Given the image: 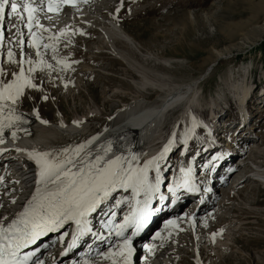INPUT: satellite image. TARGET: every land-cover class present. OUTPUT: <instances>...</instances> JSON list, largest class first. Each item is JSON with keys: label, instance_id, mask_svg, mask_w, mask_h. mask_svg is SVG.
I'll return each instance as SVG.
<instances>
[{"label": "rangeland", "instance_id": "obj_1", "mask_svg": "<svg viewBox=\"0 0 264 264\" xmlns=\"http://www.w3.org/2000/svg\"><path fill=\"white\" fill-rule=\"evenodd\" d=\"M94 2L101 10L105 9L104 16L118 22L131 42L125 43L124 39L123 41L112 39L116 47L113 50L110 49L109 41L104 39L106 35L104 36L96 29L102 28L101 26L92 25L87 29L81 24L76 26L73 33L74 38H78L79 45L62 48L59 51L61 59L56 51L63 45L58 49L55 48V54L57 61L60 59L59 65L80 67L75 71L66 70L57 65L56 68L63 77H58L54 70L52 72L47 70L46 76L38 71V84L35 85V89L24 94L19 101L21 109L40 110L42 116L53 125H61L65 122V124H71L78 120L88 125L85 128L87 133L73 140L67 152H61L62 161L69 157L74 160L79 159L92 141L110 128L111 120L114 118L112 116L122 111L139 91L136 86H140L141 77L162 85H181L201 78L202 97L206 99L209 96L215 98L216 92L228 90L229 87H233L234 91L237 86L241 87L240 85L246 79V71L252 68L255 69V84L264 81V0H103V4H98L100 0ZM63 12L68 13L69 10ZM69 15H65L66 19L63 16V18L59 17V23L64 24V21L70 18ZM99 18L103 23H112L110 19ZM13 24L12 21L11 26ZM5 29L7 31L9 25ZM77 30L80 31L77 32ZM82 30H92V32H88L87 36ZM7 36H10V33ZM71 44L73 42L69 43ZM85 46L88 49L94 46L101 50V53L95 57L97 59L91 58L89 53H97L98 50L86 53ZM16 54L21 57L18 52ZM83 65L96 69V73L92 71V75H87L85 72L88 77L85 75L81 77L79 68H87ZM6 68L3 71V77L7 83L10 81L5 80L8 72L11 79L20 69L14 68L12 72V66L9 64ZM67 77L74 81H69ZM78 77H81L79 83ZM143 93L146 100L152 102L151 106L160 104V98L156 96L155 89L148 88ZM42 95H46L47 101L42 102ZM262 99L264 101V96ZM257 101L258 98H253L255 105ZM198 104L199 102L195 104V107ZM184 111V106L172 110L167 117L166 127L173 126L176 121L181 120ZM220 111V117L230 115L229 120L233 119L234 113L228 112L223 107ZM205 115L210 116L209 112H205ZM110 117H112L110 122L103 121ZM254 122L257 128L253 129L254 136L250 137L256 140L251 142L249 150L246 145L247 150L245 151L244 148L240 156L245 159L250 153L254 154V151L250 150L255 144L261 147V150H256L255 155L259 156L260 161L264 163V107L259 106V109L254 111ZM181 124L183 126H180V130L185 127L182 120ZM168 139L165 140L161 132L158 146L152 147L149 152V158H157L154 164H162V167H159L160 171H164V167L168 166L166 163L163 164L165 159H162L166 155L162 150ZM240 139L241 137L235 138L233 142H238ZM227 143L230 144L231 141ZM83 144L89 145L78 157L75 154L76 149ZM73 146L77 147L72 149ZM171 147L173 149L176 146ZM234 148L238 151L242 150L238 145H234ZM161 153H163L162 157ZM171 155V159L169 157L167 160L173 163L178 154ZM159 156L160 159H158ZM224 167L228 168L226 178L221 177L219 173V177L213 178V186L207 192L210 193V205L214 200L222 199L227 191H230L234 179L239 176L240 170L234 169L232 163ZM219 169L220 167L217 172L220 171ZM224 184L225 187H223ZM218 188H220L219 191ZM205 205H207L206 202L200 208V212L208 208ZM227 206L228 208L226 207L214 217L210 226L203 227L199 230L200 232L192 230L191 226L182 220L180 228L174 234L173 245L177 248L172 251L176 257L177 255L180 257V259L177 258L179 264H197L196 253L198 252L203 264H264V184L244 183L240 186L239 192L231 193ZM225 210L229 212V215ZM185 212L180 211L179 215L182 216L186 214ZM207 212L198 216L203 217ZM189 213L187 211L188 215ZM221 213L226 214V217H219ZM193 216L196 217V215ZM229 216L241 221L238 231L230 237L226 232L227 226L232 224V228L235 229L239 222L229 220ZM218 224H221L222 228L219 227L217 230ZM215 232L222 233L214 234ZM220 236H223V239ZM202 242L204 243L201 244ZM201 245H205V248ZM46 256L47 254L44 255Z\"/></svg>", "mask_w": 264, "mask_h": 264}, {"label": "bare ground", "instance_id": "obj_2", "mask_svg": "<svg viewBox=\"0 0 264 264\" xmlns=\"http://www.w3.org/2000/svg\"><path fill=\"white\" fill-rule=\"evenodd\" d=\"M94 1L95 0H70V2L65 3L63 0H54L53 8L55 9L58 7V11H49L47 3L40 4V8L43 10L38 11L35 15L37 16L39 23L43 25V28H37L35 27V24H33L32 31L35 32V37H33L28 28L24 26V23L20 22L18 16L6 15L5 23L3 25V39L0 40V70H2V73H0V81L6 83L4 81L3 71L8 67V64L9 66L17 64L19 69L23 67L25 75L31 79V82L34 85L38 84V71H41V74L46 76L47 70H50V72L54 70L57 72L58 77H63V75L59 73V69L53 66V62H57L55 51H53V48L51 47L44 48V44L53 45L54 48L58 49L61 45H69L71 42L77 43L73 31H75L76 26H80V24L86 29L92 25L101 26L102 28L98 27L96 29L100 33H103L104 36L106 35L104 39L109 41L110 49L114 50L116 48L112 39L120 41H123L124 39L123 42L130 43L131 39L128 38L124 29L119 26L115 19H110V17L104 16L106 15L104 11L105 9L101 10L100 7L96 6ZM37 2L39 3V0H37ZM102 2L103 0H100L98 4H103ZM82 6L87 7L83 8ZM65 10H67V12L69 10V12H63V14L66 16L70 14V18L66 22L64 21V24L61 22L59 23V17L63 16L61 12ZM87 10L90 11L88 12ZM6 11H10V8L7 6ZM24 15L26 23L27 14L25 13ZM99 17L110 19L112 23L105 22V20V23H103ZM9 19L12 20L14 24L12 26L10 25L11 30L6 32L5 24L8 23ZM8 33H10V36H7ZM49 37H53V39H49ZM34 39L39 40L38 48L32 46ZM15 40H18V42L15 43ZM26 41H28L27 44ZM9 51L13 54L11 60H9L8 56ZM16 52H18V54L21 53V58ZM26 53L29 59L26 58ZM32 54L36 56L34 59H32ZM21 60L25 61L22 65L20 63ZM29 60L32 61L31 64L27 62ZM41 60L44 62L43 64L39 63ZM48 65H52V67L49 68ZM29 68H34L35 71L29 72ZM79 70L81 71V77L83 75H92V71H95L89 68H79ZM19 71L15 74L13 79L7 83L15 80ZM67 78L69 81L72 80L70 77ZM141 78L142 82L140 86H136L139 91L132 101L127 103L124 109L112 118L110 128L95 138L79 159L75 160L78 167L80 161L85 158L89 161L94 160L97 155L103 156L104 161L113 159L116 156H123L128 159L135 156L137 157V160L132 162L133 166L143 167L148 160H152V158H149V152H151L150 150L152 147L155 148L158 146L157 142L161 139V132L164 129L166 118L172 110L177 109L179 106H185V111L183 112L181 119L185 124V127H182L181 130L179 129L181 131V141H177V143L173 144L172 136H170V138L165 141L164 149L166 146L169 149L171 146L178 147L183 144L191 127L197 121L192 110L196 108L195 104L199 102L201 78H198L192 83L189 82L181 85L155 84L149 81L146 77ZM77 81L79 83L81 78L78 77ZM242 85H240L241 87L237 86L234 91L239 99H244L247 93V90L244 89ZM148 88L156 90V96L160 98V104L149 106V103L144 102L145 97L143 92H146ZM34 89L35 87L25 86L22 94L17 98L15 103H12L10 100L0 101V104L7 105L4 112L0 114V124H9L10 122V126L4 127L2 133H0V141L2 140V142H0V183L2 187L5 184L4 186H6L8 190L11 188L6 199L3 198V193L0 192V224L3 226L10 224L13 220L18 218L19 214L28 207V201L31 200L32 196L36 193V188L42 186L37 184L40 165L36 163L37 158H39L36 154L48 153L49 155L45 159L60 162L62 161L60 158L61 152L66 149L68 144L87 133L85 132V128L88 125L84 124L81 120L71 124H65V122L61 125H53L49 120L42 116L40 110L25 111L21 109L19 103L21 97L25 93H29ZM215 104L212 102L210 106H214ZM9 108L14 110L10 121ZM220 113L221 111H219V115ZM16 116L19 117L18 120L15 119ZM177 131L178 129L176 132ZM251 131H253V129H251ZM13 133H15V135H13ZM252 136L254 135L252 134ZM255 140L256 138H251L248 133L247 136H244V138H241L238 142L244 144L246 151L247 149L245 146H248L249 142L251 143ZM170 141L172 144L169 143ZM3 146L12 147L13 149L2 151L5 149ZM176 147H173V149ZM109 148L110 150H108ZM164 149L162 151H164ZM173 149L171 147L170 150L172 151ZM227 150L228 151H226L221 157V160L216 164L215 171L221 167V165L223 166L226 161L229 163L233 160L232 164L234 169L240 170V173L230 186V191H227L222 199L217 201L214 200L211 204L215 205V208H213L214 210L207 212L203 217L196 216L197 218H194L192 212H190L189 215L185 212L186 214L180 216L179 213L183 208L182 205L180 208H175L173 212H169V215L163 219L158 218V209L163 210L165 208L164 205L156 210L151 209V216L146 222H144L143 226L137 232L139 237H135L131 242V246L134 249L131 255L132 264H134V261L136 263L141 261L143 251L140 247V242L142 240V237L140 236H147V234H150V239L146 242V245H153L157 248L156 255L149 260L150 264H179V259H177L172 251L177 248L173 245L174 234L180 228L182 220H184L185 224L190 225L192 230L197 232H200L199 230L203 227L210 226L211 221H214V217L229 205L231 193L239 192L240 186L244 183L254 184L249 176L244 175L245 173H252L254 171L253 165L257 166L255 178L258 176V178L263 181L262 184H264V163L260 161L261 159L259 156L255 155L256 150H261L260 146L254 144L250 150L254 151V154L250 153V156L248 155L245 159L241 157L239 162H236V154L233 153L229 147ZM201 154L203 153H200V156ZM242 154L243 153H237V155ZM165 156L166 155H164L162 159H166ZM163 164L165 163L163 162ZM158 165L159 167L161 166V164ZM30 168H35L32 177H23L22 175L24 172ZM149 168L157 169L156 164L151 165ZM73 170L75 171L76 169ZM149 175H151V173H149ZM165 179L166 178H163V180ZM165 182L167 184L170 183L167 182V179ZM212 186L213 183L203 192V202L200 204L201 207H203L205 202L207 203V205H205L206 207L211 206L210 202L205 200V197L210 199V193L207 192L210 191ZM111 194L115 195V192H112ZM123 214H125V212ZM116 217L118 223L106 230L104 238L100 237L101 234H92L87 240L88 245H81L78 250L65 253L67 242L65 243L61 237H58L50 244L45 241L43 243L44 247L38 254H41V258L37 259L32 264H37L38 261H42L43 264H56L57 260L61 261L62 264H123V258L120 255V245L123 242V237L117 236L116 232L118 230L117 226L125 223V218H122L121 220L122 216L120 212L117 213ZM219 217H226V214L221 213ZM169 221H175V224H170ZM70 222L71 221L65 224L63 228L58 229V235L68 232V225ZM234 223L236 224L237 222ZM228 226L226 232L230 237L231 234L236 233L237 226L235 229L232 228V224ZM134 229L136 230V228ZM124 236H127V234L124 233ZM220 237L223 239V236ZM39 244L40 243L35 244L31 249H38ZM201 247L205 248V245H201ZM51 249L52 252L50 251ZM195 251L197 252L198 248ZM46 253L48 256L44 258L43 255ZM196 254L197 264H203L199 252Z\"/></svg>", "mask_w": 264, "mask_h": 264}, {"label": "snow or ice", "instance_id": "obj_3", "mask_svg": "<svg viewBox=\"0 0 264 264\" xmlns=\"http://www.w3.org/2000/svg\"><path fill=\"white\" fill-rule=\"evenodd\" d=\"M63 2L68 3L70 0H63ZM44 3H47L49 11H58V7L53 8L54 0H39V3L37 0H0V40L3 39L6 15L18 16L20 22L24 23V26L35 37L36 34L32 31L33 24L37 28H43L35 14L43 10L40 8V4ZM6 6L10 8L7 13ZM25 13L27 14L26 23ZM49 39H53V37H49ZM32 46L38 48L39 40L34 39ZM50 47L55 51L53 45L44 44V48ZM8 56L11 60L13 56L11 51L8 52ZM24 62L21 60V65ZM27 62L32 63L31 60ZM39 63L43 64L44 62L41 60ZM60 63L64 62L60 61ZM48 67L51 68L52 65H48ZM28 71L32 72L35 69L29 68ZM25 86L35 87L31 79L25 75L24 68L21 67L15 80L10 83L0 81V101L10 100L15 103ZM5 107H7L6 104H0V114L4 112ZM13 111L9 108V121ZM15 119L18 120L19 117L16 116ZM8 126H10V122L9 124H0V133L4 127ZM82 149L83 145L76 149L75 154L78 156ZM164 151H168L167 146ZM36 155L39 157L36 163L40 165L37 184L42 186L36 188V193L28 201V207L19 214L17 219L7 227L0 224V264H27L33 254L27 253L21 256L20 250L35 243L41 235L63 228L69 221H74L78 229L84 225L83 230H87V215L95 212L117 188H130L134 196H139L142 192L145 196L144 207L139 210L133 208L132 212L125 217V223L117 226L116 235L123 237V242L120 245L123 264H132L131 255L134 251L131 246L132 237L151 216L147 207L148 200L155 191L159 190V177L157 176L156 184L149 182L148 178L149 167L154 164L157 158L148 160L143 167H134L132 162L137 160L135 156H132L131 159L116 156L104 161L103 156L97 155L94 160L89 161L85 158L80 161L78 167L76 161L71 157L55 162L45 159L49 155L48 153ZM162 156L163 153H161ZM156 168L159 171L158 164H156ZM136 203L141 202L137 200ZM169 223L175 224V221H169ZM129 224L135 225L136 232H133L132 236H124V230ZM37 264H43V262L38 261Z\"/></svg>", "mask_w": 264, "mask_h": 264}]
</instances>
